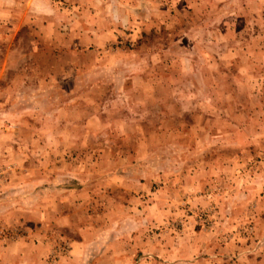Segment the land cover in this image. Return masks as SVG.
<instances>
[{"label": "rangeland", "instance_id": "374dc122", "mask_svg": "<svg viewBox=\"0 0 264 264\" xmlns=\"http://www.w3.org/2000/svg\"><path fill=\"white\" fill-rule=\"evenodd\" d=\"M0 264H264V0H0Z\"/></svg>", "mask_w": 264, "mask_h": 264}]
</instances>
